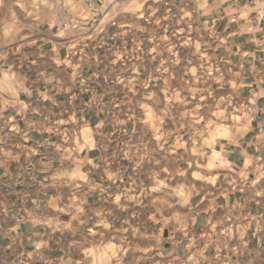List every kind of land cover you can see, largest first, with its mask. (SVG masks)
<instances>
[{"label":"crops","instance_id":"0c3cea01","mask_svg":"<svg viewBox=\"0 0 264 264\" xmlns=\"http://www.w3.org/2000/svg\"><path fill=\"white\" fill-rule=\"evenodd\" d=\"M228 1L0 0V264L255 263L264 23L249 0ZM205 75L251 119L214 151L239 187L189 220L154 192L146 106L189 76L203 88Z\"/></svg>","mask_w":264,"mask_h":264},{"label":"rangeland","instance_id":"374dc122","mask_svg":"<svg viewBox=\"0 0 264 264\" xmlns=\"http://www.w3.org/2000/svg\"><path fill=\"white\" fill-rule=\"evenodd\" d=\"M188 79L183 87L173 82L157 89L146 108L160 143L154 192L165 196L162 203L167 208L183 211L191 220L239 187L237 170L214 151L219 142L241 138L251 113L234 95L214 91L207 75L203 88H197L191 76ZM254 264H264V245Z\"/></svg>","mask_w":264,"mask_h":264},{"label":"built area","instance_id":"2783aa9c","mask_svg":"<svg viewBox=\"0 0 264 264\" xmlns=\"http://www.w3.org/2000/svg\"><path fill=\"white\" fill-rule=\"evenodd\" d=\"M79 2H83L91 6V0H77ZM249 6L254 8V12L252 14L251 20L253 23L257 25H262L264 23V0H249ZM227 7H232L233 9L243 8L244 6L240 3L239 0H230L227 2ZM253 29V26L250 27ZM81 84L82 81L80 80Z\"/></svg>","mask_w":264,"mask_h":264}]
</instances>
